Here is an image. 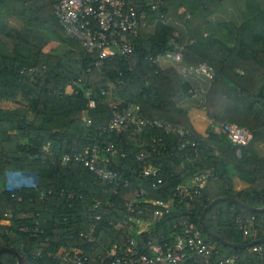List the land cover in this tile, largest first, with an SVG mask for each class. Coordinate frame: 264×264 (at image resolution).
I'll return each instance as SVG.
<instances>
[{
    "label": "trees",
    "instance_id": "obj_1",
    "mask_svg": "<svg viewBox=\"0 0 264 264\" xmlns=\"http://www.w3.org/2000/svg\"><path fill=\"white\" fill-rule=\"evenodd\" d=\"M162 1L158 12L140 7L146 11L145 26L134 40L135 52L128 61L107 60L102 70L88 72L84 49L66 35L54 15L57 0H0V100L17 104L14 109L0 110V183H5L9 173L37 178L36 186L0 191V249L18 251L23 264H55L51 258H37L33 253L75 246L90 256L86 264H108L92 258L113 246L117 255L125 251L130 232L115 226L123 223L124 205L133 199L139 185L148 198L174 203L170 213L151 223L147 231L133 233L142 252L148 241L158 243L178 234L180 224L190 214L216 252V261L264 264V243L255 245L262 248L261 258L249 248H233L206 236L199 225L207 205L217 198H231L246 208L229 201L217 203L203 217L208 230L225 242L248 244L252 238L243 236L236 220L247 226L246 221L253 218L255 240L264 238V156H257L254 150L264 141V0ZM229 5L238 24L214 21ZM12 17L23 20L20 30L8 26ZM176 47H182L186 65H205L212 73L204 105L207 119L220 128L235 124L247 129L251 133L247 146H235L224 135L225 150L215 154V149L193 131L186 111L180 108L190 96V87L172 70H162L148 61V57L164 55ZM110 83L115 84L112 90ZM101 90L109 95H101ZM89 99L94 101L92 109L87 108ZM108 99L117 111L131 107L142 119L183 126L191 134L189 140L198 145L182 147L184 139L155 126H146L141 132L132 127L120 133L105 131L112 118ZM85 114L88 125L83 121ZM47 144L49 154L43 150ZM110 144L118 155L103 154L129 182L116 195L106 194L105 186L82 165L62 163L66 154L94 145L104 150ZM139 153H145L146 160L160 169V188L153 186V179L133 174ZM203 163L215 178L186 207L173 196L174 190L199 174ZM232 178L247 186L235 190ZM52 187L56 193L49 194ZM97 201L109 205L95 209ZM6 214L11 217L5 218ZM150 218L151 213L145 214L144 219ZM90 224L96 226L93 245L80 237ZM0 264H17V258L0 254ZM181 264L202 262L194 254Z\"/></svg>",
    "mask_w": 264,
    "mask_h": 264
},
{
    "label": "built area",
    "instance_id": "obj_2",
    "mask_svg": "<svg viewBox=\"0 0 264 264\" xmlns=\"http://www.w3.org/2000/svg\"><path fill=\"white\" fill-rule=\"evenodd\" d=\"M162 4V0H57L54 5V15L66 35L78 42L84 49L87 71L92 69L100 71L107 60L121 58L128 61L135 52L134 40L145 26L144 21L146 19V11L140 7L144 5L150 11L158 12L161 10ZM161 59L182 62V47H176L174 51L154 58L148 57L150 64L158 68H160ZM194 70L196 73L212 79V73L205 65L194 68ZM33 72L35 71L33 70ZM114 87V83L108 84L109 90L114 89ZM68 91L73 92L71 88ZM107 94L109 95L105 90H101V95L106 96ZM107 106L112 111V118L105 129L107 132L120 133L129 127L141 132L146 126H155L184 139L186 142L182 147L187 145L196 147L198 145L195 140H189L191 138L190 132L181 125L142 119L138 115V110L131 107L117 111L112 99H108ZM93 107L94 101L89 99L87 108L92 109ZM83 121L86 125L90 123L87 114L84 115ZM221 131L227 140L235 146H247L251 141V133L235 124H225L221 127ZM43 150L49 154V144ZM103 152L110 154L112 158L118 155L116 148L111 144L104 150L100 145H94L83 152L64 155L62 163L63 165L71 163L82 165L94 175L97 181L105 186L103 191L106 194L116 195L120 189L128 187L129 182L128 179H122L118 175L112 166V161ZM237 154L240 155L239 150ZM120 156L123 157V154ZM146 157L145 153L137 155L138 168L133 174L137 178L153 179V186L160 188L162 185V179L158 177L160 169L149 163ZM214 178L213 171L206 168L203 163L200 173L178 185L173 196L178 200V203H183L187 207L193 197L205 188L209 180ZM54 192L56 193L54 187L48 191L49 194ZM72 195L73 193L68 197H72ZM173 204V201L148 198L146 191L140 185L137 186L133 191V199L124 205L126 214L123 223L115 226L116 230L126 228L130 232L125 251L117 255V247L113 246L104 255L92 258V261L107 262L108 264H181L195 254L200 258L202 264H233L232 260H215L216 252L211 245L206 243L190 214L180 224V232L171 238L172 242L169 238H164L158 243L148 241L142 252L133 233L138 235L147 231L151 223L159 222L163 216L170 213ZM108 205L107 201L104 203L97 201L93 208L99 209ZM147 213H151L150 219H144ZM4 217L10 218L11 215L6 214ZM94 219L99 220V216H95ZM240 222V219L236 220L243 236H249L254 241L256 231L252 227L253 218L246 221L247 226L241 225ZM3 223L7 224L8 222L4 220ZM95 233V224H90L86 232L80 233V237L85 239L89 245H93L96 242ZM91 250L93 249L91 248ZM249 250L258 253L261 258L263 257L261 247L252 246ZM33 256L51 258L55 264H86L91 259L87 252L77 246L59 252H45L43 249H38L33 253Z\"/></svg>",
    "mask_w": 264,
    "mask_h": 264
},
{
    "label": "crops",
    "instance_id": "obj_3",
    "mask_svg": "<svg viewBox=\"0 0 264 264\" xmlns=\"http://www.w3.org/2000/svg\"><path fill=\"white\" fill-rule=\"evenodd\" d=\"M214 21H226L238 24V17L232 6H227V11L220 13L213 18ZM8 26L13 30H20L23 27V20L10 18L7 22ZM160 69L172 70L180 82L187 84L190 87V96L183 100L180 108L186 111L190 125L193 131L206 140L210 146L215 149V154L225 150V136L218 125H214L207 119L204 105L206 97L209 93L212 80L208 77L196 73L194 68L182 62H175L166 59H161ZM17 107L14 101L0 100V110H11ZM227 139V138H226ZM257 156H264V141L254 146ZM37 178L31 174L9 173L7 174L5 183H0V191L4 188L9 190L14 188L36 186ZM232 185L235 190H241L247 184L238 179L232 178Z\"/></svg>",
    "mask_w": 264,
    "mask_h": 264
},
{
    "label": "water",
    "instance_id": "obj_4",
    "mask_svg": "<svg viewBox=\"0 0 264 264\" xmlns=\"http://www.w3.org/2000/svg\"><path fill=\"white\" fill-rule=\"evenodd\" d=\"M222 201H229V202H232L234 203L235 205L237 206H241L243 208H246V206H244L243 204H241L240 202L234 200V199H231V198H217L215 200H213L209 205H207L202 213L200 214V217H199V225L203 231V233L208 236V237H211L213 238L214 240L216 241H219L221 242L222 244L226 245V246H230V247H233V248H240V249H244V248H250L252 246H255V245H258V244H262L264 243V238L260 239V240H254L248 244H244V245H235V244H231V243H228V242H225L223 240H221L218 236L216 235H213L209 230L208 228L205 226L204 222H203V217L205 215V213L211 209L213 206H215L217 203L219 202H222ZM3 253H7V254H12L14 255L16 258H17V264H23V258L22 256L20 255V253L14 249H11V248H7V247H4V248H1L0 249V254H3Z\"/></svg>",
    "mask_w": 264,
    "mask_h": 264
},
{
    "label": "rangeland",
    "instance_id": "obj_5",
    "mask_svg": "<svg viewBox=\"0 0 264 264\" xmlns=\"http://www.w3.org/2000/svg\"><path fill=\"white\" fill-rule=\"evenodd\" d=\"M40 1H43V0H40Z\"/></svg>",
    "mask_w": 264,
    "mask_h": 264
}]
</instances>
